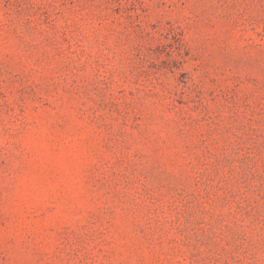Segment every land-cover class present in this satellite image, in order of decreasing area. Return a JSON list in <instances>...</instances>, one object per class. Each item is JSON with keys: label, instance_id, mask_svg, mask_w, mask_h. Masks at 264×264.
<instances>
[{"label": "rangeland", "instance_id": "1", "mask_svg": "<svg viewBox=\"0 0 264 264\" xmlns=\"http://www.w3.org/2000/svg\"><path fill=\"white\" fill-rule=\"evenodd\" d=\"M0 264H264V0H0Z\"/></svg>", "mask_w": 264, "mask_h": 264}]
</instances>
